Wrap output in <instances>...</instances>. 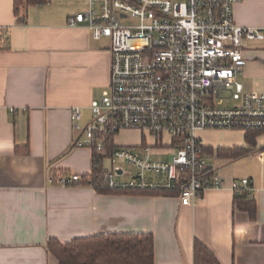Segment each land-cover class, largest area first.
<instances>
[{"label": "crops", "instance_id": "obj_1", "mask_svg": "<svg viewBox=\"0 0 264 264\" xmlns=\"http://www.w3.org/2000/svg\"><path fill=\"white\" fill-rule=\"evenodd\" d=\"M88 8L89 0H49L17 14L15 0H0V264H60L50 238L67 243L112 232L152 233L155 264H195L196 240L219 264H264V130L236 158L216 149L248 145L246 132L199 131L224 184L192 205L176 194L104 193L49 181L51 173L82 177L93 169V149L74 146L71 111L81 107V125L91 120L90 103L110 81L111 41L95 39L85 23L69 25ZM234 18L264 30V0H241ZM244 53L240 80L247 91L264 92V38L245 40ZM215 134L216 141L204 140ZM243 177L253 187L254 219L234 201L232 183Z\"/></svg>", "mask_w": 264, "mask_h": 264}, {"label": "built area", "instance_id": "obj_2", "mask_svg": "<svg viewBox=\"0 0 264 264\" xmlns=\"http://www.w3.org/2000/svg\"><path fill=\"white\" fill-rule=\"evenodd\" d=\"M240 1L89 0V8L70 19V26L85 23L95 39L111 41L110 81L90 103L91 120L81 125V107L71 111L74 146L116 163L107 170L110 187L176 191L182 204L192 205L206 189L224 184L199 131L264 130V92L247 91L239 78L245 40L264 38V30L235 21ZM129 129L141 131L143 141L115 143ZM80 180L78 173L49 175L63 186ZM232 188L253 197L248 177Z\"/></svg>", "mask_w": 264, "mask_h": 264}, {"label": "trees", "instance_id": "obj_3", "mask_svg": "<svg viewBox=\"0 0 264 264\" xmlns=\"http://www.w3.org/2000/svg\"><path fill=\"white\" fill-rule=\"evenodd\" d=\"M49 0H15V11L18 14L21 6L30 4H44ZM20 20H23L21 17ZM262 130L246 132V146L230 148L218 147L216 154L229 158H236L247 153L256 144L257 134ZM108 148L113 147V141H107ZM264 148V146L260 147ZM206 150V146H205ZM208 150V148H207ZM94 151L92 172L81 177L80 181L73 184L90 185L97 191L104 193H142L175 195L176 191H167L158 188L121 189L109 186L107 170L103 167V154ZM212 167L207 171L210 176ZM67 174V173H62ZM58 176L57 174H54ZM235 204L246 210L251 218L257 217V203L250 198L248 193L239 189L235 193ZM48 249L58 259L60 264H155L154 262V236L152 233H107L87 237H77L72 241L63 243L57 238H50ZM195 264H219L215 255L206 245L195 241Z\"/></svg>", "mask_w": 264, "mask_h": 264}, {"label": "rangeland", "instance_id": "obj_4", "mask_svg": "<svg viewBox=\"0 0 264 264\" xmlns=\"http://www.w3.org/2000/svg\"><path fill=\"white\" fill-rule=\"evenodd\" d=\"M142 132L139 130H135V129H129V130H123L120 131L116 136H115V143L117 144H136L138 143V141L140 139H142ZM147 141H152V137L147 135ZM218 135L215 134L214 136L211 135L209 136H204V140H206L207 142H211V141H216L214 139H217ZM218 164L220 161H217ZM122 162H119L118 164H121ZM124 164V163H123ZM126 166L127 170H132L131 165L129 164H124ZM116 166V163L113 162V160L110 157H104L103 158V167L105 169L111 170Z\"/></svg>", "mask_w": 264, "mask_h": 264}, {"label": "water", "instance_id": "obj_5", "mask_svg": "<svg viewBox=\"0 0 264 264\" xmlns=\"http://www.w3.org/2000/svg\"><path fill=\"white\" fill-rule=\"evenodd\" d=\"M116 171H117L119 174H123V173H125V170H124L122 167H117V168H116Z\"/></svg>", "mask_w": 264, "mask_h": 264}]
</instances>
